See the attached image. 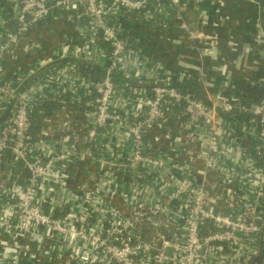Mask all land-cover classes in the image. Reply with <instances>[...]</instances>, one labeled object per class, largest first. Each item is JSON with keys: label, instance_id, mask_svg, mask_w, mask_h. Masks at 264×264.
<instances>
[{"label": "built area", "instance_id": "obj_1", "mask_svg": "<svg viewBox=\"0 0 264 264\" xmlns=\"http://www.w3.org/2000/svg\"><path fill=\"white\" fill-rule=\"evenodd\" d=\"M223 1L7 0L14 17L0 33V264H264V98L241 102L222 51V12L201 8ZM133 14L174 22L200 65L181 62L174 71L139 55L127 35ZM45 18L87 38L77 60L59 72L48 57L28 72L10 66L19 51L35 48L30 39L19 44ZM100 59V81L70 85L73 68ZM206 61L216 72L210 79ZM43 79L55 85L51 97L37 92ZM193 81L205 94L183 87ZM246 84L264 87V77ZM71 91L84 118L55 119L58 99ZM234 113L250 122L239 127ZM127 137L124 160L106 153L125 154ZM82 154L104 168L90 180L77 178L78 169L89 176ZM14 168L28 175L14 177ZM149 173L156 184L146 183ZM126 177L131 192L120 189Z\"/></svg>", "mask_w": 264, "mask_h": 264}, {"label": "crops", "instance_id": "obj_2", "mask_svg": "<svg viewBox=\"0 0 264 264\" xmlns=\"http://www.w3.org/2000/svg\"><path fill=\"white\" fill-rule=\"evenodd\" d=\"M13 6L14 4L7 2V0H0V33L13 27ZM201 8H207V10L209 8L211 11L219 8L222 12L225 22V25L219 29L222 51L228 69L231 71V79L238 88L246 84L247 79L252 78V76L264 77V44L259 41V38L263 37L264 0H224L219 5H215L214 8L209 2H203L201 3ZM197 15L198 12H196ZM206 29L209 30V28ZM128 30L129 34L127 35L134 43L135 49L140 50L139 55L146 54L153 58L154 62H161L174 71H181L183 69L182 63L184 62L200 65V62L193 55L188 42L183 38L182 31L174 26V22H169L168 26L144 23L140 20L138 14H133L132 20L128 22ZM169 38H178L181 40V44H174L169 41ZM29 39L35 43V48L19 51V57L10 64V66L21 67L27 72L36 62L45 57H48L49 62L53 66L56 65V71L60 70L64 64L77 60L79 54L77 49L85 47L87 41V38L82 36L74 27L61 23L54 18H45L38 25L31 28L28 37L24 39L25 42H20L19 48L24 46ZM98 53L99 58H101L100 50ZM68 56H72V58L66 59ZM87 63L81 62L76 68L72 69L70 85L78 86L81 83V77H85L82 75V67H87V69L97 68V66L104 63V60L100 59L94 67ZM204 67L209 79L216 76L213 62L206 61ZM58 72H55L52 77L58 78L60 76ZM39 83L43 85V88L39 89L38 93L43 92L51 97L56 91L55 85L50 82L48 84L44 79ZM58 101L63 111L55 119H60L66 114L76 116L79 119L84 118L81 108L77 104L76 93L73 91L60 97ZM51 106H53L49 110L51 114L55 110L58 111L56 103H52ZM171 116L173 119L178 118V111H173ZM178 131L184 136L182 129ZM126 139L125 154H120L116 147H113L111 152L106 151V153L118 156L119 160H124L132 148L130 138L127 137ZM83 171L81 170L77 178L82 179L84 177L83 179H85L88 177L86 176L88 170L83 169ZM81 175L82 177H80ZM145 181L146 183L156 184V175L146 174ZM120 189L122 191H132L128 177H126ZM117 203L121 204V207L127 211L128 208L123 206L122 199L117 201ZM21 263L47 264L46 262L42 263V261L39 263L22 261Z\"/></svg>", "mask_w": 264, "mask_h": 264}, {"label": "trees", "instance_id": "obj_3", "mask_svg": "<svg viewBox=\"0 0 264 264\" xmlns=\"http://www.w3.org/2000/svg\"><path fill=\"white\" fill-rule=\"evenodd\" d=\"M81 70H82V75L90 80L100 81V79L103 76V71H102L103 69H98V68H88L87 69V67L85 68L82 67ZM120 76L121 75L116 74L115 79L118 80ZM183 87L187 88L188 90L194 92L197 95L205 94V88L203 87L202 84L198 82L193 81L191 83L184 85ZM239 94H240V100L243 104L259 103L264 98V87L258 86V85L244 84L243 86L240 87ZM52 108L53 107H49V110H51ZM231 118L235 122V124L238 125L239 127H241L244 123L247 124L250 122V116L244 113H234L232 114ZM37 122H38V119H37ZM239 132L244 133L243 131H240V130ZM263 255H264V252H263ZM261 257H259L258 260H260Z\"/></svg>", "mask_w": 264, "mask_h": 264}, {"label": "water", "instance_id": "obj_4", "mask_svg": "<svg viewBox=\"0 0 264 264\" xmlns=\"http://www.w3.org/2000/svg\"><path fill=\"white\" fill-rule=\"evenodd\" d=\"M50 135H52V136H55V135H57L58 133H56V132H51V133H49ZM78 144H81V145H83V146H85L86 145V142L85 141H82V142H78ZM84 151H86V148L84 147V149H83ZM80 159H82V160H84V162L86 163V165L89 167V176L87 177V178H85V179H87V180H90L91 178H90V176H91V174H92V172L94 171V172H96V173H99V172H101L104 168H102V167H97V166H94L92 163H91V159H90V157L89 156H86V155H84V154H82V155H80V157H79V159L77 160L78 162H79V160ZM81 162V161H80ZM83 165V163H78L77 164V166L80 168L81 166ZM12 176H14V177H19V176H21V175H28V174H26V173H21V171L18 169V168H14L13 169V171H12ZM80 173H81V170L80 169H78V172H77V175H80ZM80 177H82V175L80 176ZM173 230H171V231H167V233H165L164 232V230H161L160 231V236H162V237H165V234H167L166 236H168L171 232H172ZM157 244H159V245H161V240H159L158 242H157ZM165 252L166 253H168V254H171V252H172V248H170V247H166L165 248Z\"/></svg>", "mask_w": 264, "mask_h": 264}]
</instances>
